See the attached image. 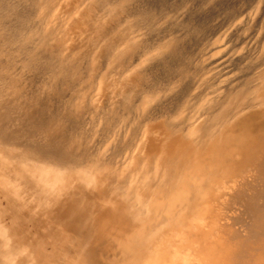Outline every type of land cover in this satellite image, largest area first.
I'll return each mask as SVG.
<instances>
[{
    "label": "rangeland",
    "instance_id": "rangeland-1",
    "mask_svg": "<svg viewBox=\"0 0 264 264\" xmlns=\"http://www.w3.org/2000/svg\"><path fill=\"white\" fill-rule=\"evenodd\" d=\"M125 6L122 15L124 17H121L124 23L119 27L121 21L117 13L116 0H0V89L15 94L6 96V99L8 98L5 100L6 105L26 104L28 118L24 120V129L29 139L34 137L35 142L45 149L39 152L38 159H41L40 156L43 154L63 157L60 155H68L71 146L74 145L76 147L72 150L76 158H79L84 150L89 154L83 166L88 170L90 179L84 180L81 189L78 187L81 185L79 180L70 178L72 171L62 172L63 170L53 168L58 171L59 182L58 185L53 186V190L61 188L60 184L63 185L62 190L59 189L63 194L58 198L61 200L58 203L59 207L63 205V202L71 199L70 192L64 190L67 184L71 191L77 192L76 197H81V191V195L83 194L94 204L92 209L95 212L103 204L112 208L116 206L114 202L109 203L115 198L113 191L115 187H120L130 194L132 201H134L133 191L137 192V197L144 193L146 187L143 183L145 182L150 183V188L154 191L163 170L156 172L155 165L148 163V156L145 155L149 149L148 136L151 134L152 126L164 124L166 120L165 117L154 115L163 111V113L169 112L172 107H175L174 110H178L175 111L176 115L172 119L177 121L182 120L190 110H198L201 101L197 95L201 91L199 85L194 84V80L197 82V77H201L200 73L204 71L203 67L208 60V55L205 53L211 46L221 43L229 27L242 16L248 14L260 18L258 22L251 23V27L239 33L254 34L256 32L261 42H256L254 54L260 55L261 49L263 51L264 0H126ZM181 13L184 18L176 20L175 16ZM157 19L160 21L158 22ZM135 22L141 24L143 28L136 33V40L141 45L146 43L145 47L150 49L162 43L172 48L165 49L164 54L159 55L157 59L165 56L162 60L160 59L162 62L159 60L160 62L154 63L152 60L153 63H150L151 60H145L147 56L144 55V48L138 47L133 61L135 66L140 64L136 66L139 72L135 71L136 73L126 78L125 82L138 78L140 82L134 84L137 89L155 91L156 98L154 97L149 103L137 102L136 109L134 105L129 107L126 105L127 108L122 109L127 112L123 110L121 112L117 106L118 77L114 48L118 29L129 28ZM141 33L145 35L146 41L142 37L144 35H140ZM161 33H165L164 36ZM151 36L155 37L154 40ZM236 39L233 37L232 43H235ZM143 56L145 61L141 59ZM170 64L174 66L170 67ZM140 68H144V71ZM198 69L200 71H197ZM189 79H193V82ZM181 80L186 86L181 84ZM182 90H187L185 92L189 93L185 96ZM125 91L127 93L128 88ZM187 96L191 103L186 99ZM172 100L175 101L172 102ZM182 101L185 102L182 103ZM167 104H170L169 108ZM177 105L181 106L180 109ZM160 106L163 107L162 110ZM138 111L144 115L141 116ZM117 112L120 115L128 114V117L125 115L118 118ZM53 123L56 127L52 125ZM153 135L154 138L165 141L162 134ZM53 138L56 140L55 143ZM59 143L62 144V149L57 151L55 145ZM261 143L264 144V140ZM95 146L98 147L97 152ZM260 148H249L247 152L237 155L236 158L243 161L236 166L229 179L222 181L221 185L209 182L215 194V198L212 197L214 195L210 198V213L202 214L190 208L184 209V215L189 216V219L182 217L185 223H179L175 216L174 219L167 220L163 224L161 221L165 216L161 215V210L153 214L150 211L151 214L147 213L150 199L146 200L147 210L145 209L139 219L146 220L151 216L152 223L156 224L155 230L157 229L152 233L146 230V239H154L158 232L157 240H152L149 244L151 253L157 256L152 264H264V146ZM193 154V157L190 156L187 159L198 164L201 153ZM106 157H112L114 162H117L115 166L118 167L112 173L113 178L109 182L103 180V175L107 169H112L114 164L110 165L107 162V164H99L100 166L95 164L97 159L104 161ZM50 164H47L45 168L47 169ZM126 166L128 168H125ZM106 184L110 188L108 191V195L111 193L110 196L98 199L96 196L99 189L103 186L107 188ZM131 185L135 188H131ZM139 185L143 186V190ZM53 197L52 195L51 198ZM9 198L14 199L13 195ZM9 198L6 194L0 197V222L6 223L8 227L11 223L23 228L24 241L21 254L24 257L32 259L35 254L41 261L38 264H46L45 262L61 264L59 261L62 264H89L86 252L88 248L76 243V236L73 237L69 231L51 233L50 226L45 221L46 216L30 214L28 206L22 202L19 206L22 208L23 215L17 214L16 211H20V208ZM195 219L197 221H194ZM159 220H161L160 224ZM193 224L196 228H193ZM165 225L166 227H163ZM32 240L37 244L31 245ZM160 244L161 249L156 246ZM6 247L9 248V245L6 244ZM137 252H141L137 253V258L141 259L142 256L140 262L143 264L145 253L140 248ZM46 254H51L50 259H42ZM105 254L108 257L111 256L110 252ZM119 255L122 256L121 253ZM130 259L127 263L131 261Z\"/></svg>",
    "mask_w": 264,
    "mask_h": 264
},
{
    "label": "bare ground",
    "instance_id": "bare-ground-1",
    "mask_svg": "<svg viewBox=\"0 0 264 264\" xmlns=\"http://www.w3.org/2000/svg\"><path fill=\"white\" fill-rule=\"evenodd\" d=\"M133 3L135 4V2H132V4ZM125 4L126 0H116L117 13L119 14L121 21L119 27H121L124 23L122 21L124 19L121 20V17L126 8ZM129 13L131 15V12ZM183 13H181L179 16H175V19L180 20L183 17ZM259 19V17H252L248 14L242 16L238 21L234 22L231 27H229L227 33L225 34V37L223 38L224 40L218 45L211 46L205 53L206 55H208V60L205 66L203 64L204 71L203 73H200L202 74L200 75L201 77H197V82L196 80H194L196 82H194V84L199 85L198 87L200 89H198L201 91L197 95V98L199 97V100L201 101L198 110H190L189 114H187L182 120L177 121L173 120L177 112L176 110H178H174L175 107H172L173 111L172 109H168L169 112L163 113V111L162 113L154 115H159L162 118L165 117L166 120L164 124L152 126L150 128L151 134L148 136L149 149L147 151V154L145 155L148 156L149 165H155L156 172H158L159 170H163L162 177L156 184V188L154 191L150 188V183L146 184L145 182L143 183L146 187L144 188V193L141 192L142 194H140L139 190H143V186L139 185L141 189L138 190V195L140 194L141 196L137 197V192L133 191L132 198L134 201L131 200L130 194L126 193L120 187H115V189H113V191L115 192V198L111 196L113 198V201H109V203L114 202V204L116 205L113 208L108 207V205L104 206L103 204L102 206L100 205L98 210L95 212L92 209L93 203L91 201H88L83 194L81 195V191V197H76L75 195L77 194V192H74L73 190L71 191V188H68L69 184L64 187V190H67L68 193L70 192L69 195H71V199H69L68 202H63V205H61V207L58 206V203L61 202V200H58V198L63 195L61 194L62 192H60L59 189L62 190L63 185L60 184L61 188L56 189L55 191L53 190V186L55 184H59L57 180V170H63L62 172H67V170L72 171V173L70 174V178L79 180V184L81 185L78 187L81 189L84 185V180L88 181L90 179L88 170L83 166L85 164V161L88 159L89 154L84 150L81 156H79V158H76L72 150L76 147L74 145L71 146L68 155H60L63 157H56L53 155L47 156V154L45 156V154H43L40 156L41 159H38L39 152H43L45 151V149H43L41 146H39L38 143L35 142L34 137L29 139V136L24 129V120L28 118L26 116V104L17 102L18 104H16V106L15 104L6 105L5 100L8 99H6V96L8 97L9 94H14V92H8L0 89V197L4 196V194H6L8 198L9 196L12 197L13 195L14 199H9L15 205H17V207L20 205L19 203L22 202L23 204H26L28 206L30 214L35 213L37 216H46L47 219L45 221L49 224L51 233L53 231L71 232V234H73V237L76 236V243L88 248L86 252L89 264H142L140 262L142 256L141 259L140 257L137 258V253H141L137 252L139 248L142 252L144 251L145 253H143L145 258L143 260V264H152L154 258L157 256L154 255L153 252L151 253L149 244L152 240H157L158 232L154 239H146V230H149L150 233H152L156 228V224L152 223L153 218H151V216L146 220L139 219V217L145 212V209L147 207V203H145L146 200L150 199V206H148L147 211L148 214H151L150 212H152V214L153 212L157 213L158 210H161V215L165 216H163L164 218L162 219V221L159 220V224L160 221L165 224V221H170L171 219H174L175 216L177 217L179 223H185L186 221L182 220V217L183 219L184 217H188L189 219V216L184 215V209L188 210L190 208V210L196 211V213L199 211L202 214L210 213V198L212 195H214L212 197L215 198V194L212 190V186L210 187L209 182H214L215 184L221 185L222 181H226L227 179H229L236 166L240 165L243 161L238 160V158H236L237 155H241L243 154V152H247L249 148L259 149L261 146H264V144L261 143L264 140V45L263 51L261 49V54L255 55L254 49L256 48L254 47L257 41L261 42V38L259 41L258 36H256L255 34L256 32L254 34L239 33V31L244 30L245 28H249V26L251 27L252 24L256 21L258 22ZM172 22H174V20ZM258 25L257 28L259 27ZM218 28H220V26H218ZM141 29H143L141 24L135 22L132 23L129 28H119L117 31V42L114 48L116 49L114 57L116 61L115 68L117 66L116 75L118 77L117 106H119L121 112L122 110L123 112H127L125 111V109H122L124 107L127 108L126 105H128V107L129 105L135 106V104L140 101L143 103H149L153 101L152 99L154 97L156 98L155 95L157 93L155 94V91H144V89L143 91L140 89L138 90L137 86L134 85L140 82V80L138 82L137 78L139 77V75L136 74L137 80L133 79L131 81L125 82L126 78L132 76L136 72H139L136 69V66H140V64L135 66V62L133 61L138 47L142 46V48H144V55L145 57L147 56V59H145L144 56L141 59H145L148 61L151 60L150 63L152 62V60L155 63V61L158 62L160 59L162 60V58H165V56H163L162 58L157 59L165 49L172 48L169 47V45H163L161 43L151 47L150 49H147V47H145L146 43L141 45L136 40V33L141 31ZM158 32L160 33V31ZM140 35L144 34L141 33ZM142 37L144 38V41H146L145 35ZM233 37L237 38L235 43H232ZM154 38L152 37L153 40ZM198 59L200 58L198 57ZM141 64L143 65V61ZM149 66L151 67V65ZM172 66L174 65H171L170 67ZM143 69L140 68V70ZM197 71H200V69H198ZM177 75L179 76V74ZM178 76H176V78ZM191 76L189 77L191 78ZM158 79L159 78L157 77V80ZM192 80L189 79V81L193 82ZM183 81L181 83L182 85L184 84ZM148 84L150 85V83ZM163 86L165 87V84ZM183 86L186 85L184 84ZM127 88L128 94L125 91V89ZM149 88H151V85ZM173 91V93H175V90ZM183 91L184 90H182V92ZM188 93L185 92V96ZM194 95L196 97V94ZM179 98L180 97H178V100L180 101ZM197 98H195L196 101ZM186 99H188V96L186 97ZM174 101L172 100V102ZM183 102L185 101H182V103ZM182 103H180L181 106ZM189 103H191L190 100ZM170 104H167V108H169ZM138 106L140 105L138 104ZM181 106H178L179 109ZM162 108L163 107H161V110ZM139 112L140 111H138V113ZM125 115L127 116L128 114L120 115L117 112L118 118H121ZM141 118L139 119V121L141 120ZM52 125H55V123H53ZM155 133L162 134L165 141L162 142L159 139L154 138V135L152 136V134ZM83 138L86 139L84 136ZM53 139L55 143L56 140L55 138ZM55 146H57V151H60L62 149L61 143L56 144ZM101 146L103 145L101 144ZM96 148L98 147L95 146V150ZM193 153H201L199 156L200 161L198 164H195L191 159H187L192 156ZM114 155L115 154H113V156ZM112 157H106L104 161L98 159L95 161V164L97 165L107 163L110 165L114 164V166L112 165V169H107L108 171L106 170V172H104L103 180H106L107 182L112 180V173H114L115 170L118 169V167L115 166L117 162H114ZM54 161L57 163V166ZM49 163L51 164L48 165L46 169L45 166ZM53 168H57V170ZM74 168L80 169L77 170ZM125 168H128V166H126ZM122 173L124 174V172ZM125 176L127 177V175ZM111 183L109 184L111 185ZM130 187L133 188L134 186L132 187L131 185ZM109 190L110 188L108 185L107 188L104 186L101 187L96 197L99 199L100 197L104 198V196H110L111 193H109L108 195ZM52 195L54 196L53 198H51ZM29 196H31V199H29ZM137 198L139 199L137 200ZM138 204H140L141 206H137ZM6 205L7 204H5V206ZM18 208H20V206ZM21 209L22 208H20V211H16V213L22 214L23 211ZM194 221L197 220L195 219ZM9 222L11 221L9 220ZM163 227H166V225ZM193 228H196L194 224ZM23 231V228L19 225H13L10 223V226L8 227L6 223L3 224L0 222V264H33L35 262L36 264L39 263V256L34 254V257L30 259L28 257H24L21 254V246H23L24 241L22 237ZM6 244L9 245V248L6 247ZM34 244L37 243L32 240L31 245ZM155 244H157V242ZM143 246L145 247L142 248ZM156 246L160 249L162 248L161 244ZM158 248L156 249L158 250ZM109 252L111 253V256L108 257L105 253ZM119 253H121L122 256H120ZM50 255L51 254H46V256L44 255L42 259L48 260L50 259ZM133 255H135V257H133ZM129 259L131 261L127 263V260ZM45 263L47 264V262ZM59 263L62 264V262L60 261Z\"/></svg>",
    "mask_w": 264,
    "mask_h": 264
}]
</instances>
